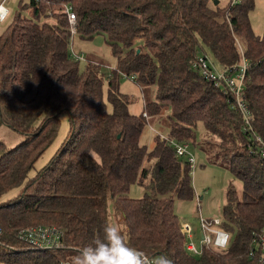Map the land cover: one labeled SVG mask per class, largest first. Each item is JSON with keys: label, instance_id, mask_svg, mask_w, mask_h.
Returning a JSON list of instances; mask_svg holds the SVG:
<instances>
[{"label": "trees", "instance_id": "16d2710c", "mask_svg": "<svg viewBox=\"0 0 264 264\" xmlns=\"http://www.w3.org/2000/svg\"><path fill=\"white\" fill-rule=\"evenodd\" d=\"M213 1L19 2L0 33V127L22 136L12 146L0 140V264H71L76 250L110 224L153 261L255 264L248 253L264 225L261 144L243 131L230 98L192 64L202 45L219 67L245 59L243 99L252 132L264 144V30L258 36L251 29L253 0ZM65 7L75 15L73 33ZM73 35H102L114 58L106 102L100 63L71 48ZM124 77L155 87L138 115L128 111V96L119 91ZM61 114L68 118L64 140L30 174L56 137ZM149 119L167 139L187 143L189 151L197 147L241 182L239 195L232 184L225 187L219 224L228 232L224 248L198 256L184 249L173 206L193 199L190 168L185 156L158 138L162 133L152 136L151 146L140 142ZM134 183L140 198L128 196ZM35 225L57 228L62 246L35 249L17 238L19 229Z\"/></svg>", "mask_w": 264, "mask_h": 264}, {"label": "rangeland", "instance_id": "374dc122", "mask_svg": "<svg viewBox=\"0 0 264 264\" xmlns=\"http://www.w3.org/2000/svg\"><path fill=\"white\" fill-rule=\"evenodd\" d=\"M28 0H6L3 4L8 9L7 19L0 23V33L10 23L13 17L19 12V2L26 4ZM220 3H225L226 0H218ZM22 15L29 16L27 11H23ZM249 22L251 29L255 35L261 36L264 30V0H253V8L249 12ZM236 43L240 49H243V41L235 36ZM71 48L78 54H83L84 57L93 59L99 64V71L103 76V100L106 102L107 93V79L112 68L114 58L111 56L107 45L104 43L102 35H95L90 40H83L77 35H73L71 41ZM205 54L208 62L212 64L215 69L218 65L213 61L211 54L202 45L198 49V55ZM85 66V61L78 62L79 69ZM119 91L128 96L130 101L128 111L132 114H140L143 108V102L154 98L155 87H138L127 78H120ZM109 109V105H107ZM149 124L144 127L140 136V142L147 146L151 143V138L157 132L162 133L163 128L157 129L153 119L148 120ZM152 128V129H150ZM68 131V118L66 114L59 116V126L56 137L52 143L42 152L37 158L34 169L30 174L45 165L57 148L60 146L66 133ZM164 134V133H162ZM22 136L8 127H0V140L5 144L12 146L21 140ZM190 151L195 159V168L192 170L191 180L194 189V197L192 200H175L174 210L178 214L179 220H186L191 224L197 223V215L201 214L204 217L221 218V208L224 202L225 187L230 183L239 195L241 192V182L235 178L225 167L220 164L211 163L207 160L205 155L195 146L190 145ZM142 189L136 183L132 184L128 191L130 198H140ZM195 196L199 197L198 204L195 201Z\"/></svg>", "mask_w": 264, "mask_h": 264}, {"label": "built area", "instance_id": "2783aa9c", "mask_svg": "<svg viewBox=\"0 0 264 264\" xmlns=\"http://www.w3.org/2000/svg\"><path fill=\"white\" fill-rule=\"evenodd\" d=\"M235 0H232L233 3ZM4 0L0 1V15H6L8 10L3 5ZM64 13L68 23L71 25V33L74 32L75 15L69 7L64 8ZM81 57V56H79ZM199 74L208 81H211L213 86L220 89L225 95L230 98L231 105L242 115V129L250 132L252 138L260 143L259 153L264 158V144L260 137L252 132L249 125V115L246 110L245 101L243 99V79L246 68V61L241 57L240 61L218 67L215 69L208 62L205 55H197L193 62ZM160 140H165L170 143L177 155L185 156L188 162L190 172L195 166V160L191 152L188 150L187 143H177L167 139L163 134H158ZM220 219L216 217H204L201 214L197 215V223L191 224L186 220L180 221L179 230L184 236V249L191 255H200L203 249H222L226 246L228 233L220 228ZM19 240L23 241L31 248H57L62 246L61 232L48 225L27 226L19 229L16 233ZM250 252L248 255L254 259L255 264H264V225H262L254 234L250 241Z\"/></svg>", "mask_w": 264, "mask_h": 264}, {"label": "clouds", "instance_id": "9594fccd", "mask_svg": "<svg viewBox=\"0 0 264 264\" xmlns=\"http://www.w3.org/2000/svg\"><path fill=\"white\" fill-rule=\"evenodd\" d=\"M7 15H0V22ZM71 264H171L170 260L160 257L153 261L143 250L132 246L122 230L114 224L104 227L91 243L76 250Z\"/></svg>", "mask_w": 264, "mask_h": 264}, {"label": "crops", "instance_id": "0c3cea01", "mask_svg": "<svg viewBox=\"0 0 264 264\" xmlns=\"http://www.w3.org/2000/svg\"><path fill=\"white\" fill-rule=\"evenodd\" d=\"M150 129H152V128H150ZM151 141H152V140H151ZM150 144H151V143H150ZM150 144H149L148 146H151ZM191 174H192V173H191ZM193 197H194V196H193ZM198 198H199V197H197V196H195V198H194L197 204H198V200H199ZM222 229H223V228H222ZM225 231H226V230H225ZM226 232H227V231H226ZM227 233H228V232H227ZM215 250H219V249H215Z\"/></svg>", "mask_w": 264, "mask_h": 264}, {"label": "water", "instance_id": "95a60500", "mask_svg": "<svg viewBox=\"0 0 264 264\" xmlns=\"http://www.w3.org/2000/svg\"><path fill=\"white\" fill-rule=\"evenodd\" d=\"M213 3L216 4L217 3V0H214Z\"/></svg>", "mask_w": 264, "mask_h": 264}]
</instances>
